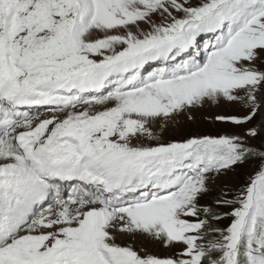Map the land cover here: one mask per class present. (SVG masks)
Instances as JSON below:
<instances>
[{
    "label": "snow or ice",
    "instance_id": "6c2138e0",
    "mask_svg": "<svg viewBox=\"0 0 264 264\" xmlns=\"http://www.w3.org/2000/svg\"><path fill=\"white\" fill-rule=\"evenodd\" d=\"M0 264H264V0H0Z\"/></svg>",
    "mask_w": 264,
    "mask_h": 264
},
{
    "label": "rangeland",
    "instance_id": "374dc122",
    "mask_svg": "<svg viewBox=\"0 0 264 264\" xmlns=\"http://www.w3.org/2000/svg\"><path fill=\"white\" fill-rule=\"evenodd\" d=\"M215 111H220V110L212 109V110H209V113H211V112H215ZM201 115H202V114H198V119H200Z\"/></svg>",
    "mask_w": 264,
    "mask_h": 264
}]
</instances>
